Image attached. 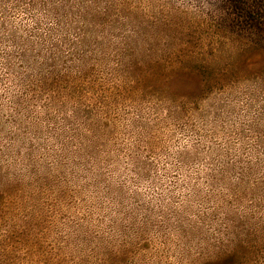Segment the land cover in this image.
Listing matches in <instances>:
<instances>
[{"label": "rangeland", "instance_id": "obj_1", "mask_svg": "<svg viewBox=\"0 0 264 264\" xmlns=\"http://www.w3.org/2000/svg\"><path fill=\"white\" fill-rule=\"evenodd\" d=\"M0 0V264H264V0Z\"/></svg>", "mask_w": 264, "mask_h": 264}, {"label": "clouds", "instance_id": "obj_2", "mask_svg": "<svg viewBox=\"0 0 264 264\" xmlns=\"http://www.w3.org/2000/svg\"><path fill=\"white\" fill-rule=\"evenodd\" d=\"M204 15H214L224 8L223 0H194L190 6Z\"/></svg>", "mask_w": 264, "mask_h": 264}]
</instances>
